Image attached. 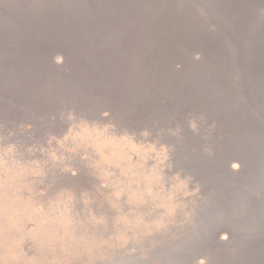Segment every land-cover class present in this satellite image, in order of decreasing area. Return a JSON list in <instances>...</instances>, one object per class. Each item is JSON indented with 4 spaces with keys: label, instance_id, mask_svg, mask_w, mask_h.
Instances as JSON below:
<instances>
[{
    "label": "rangeland",
    "instance_id": "obj_1",
    "mask_svg": "<svg viewBox=\"0 0 264 264\" xmlns=\"http://www.w3.org/2000/svg\"><path fill=\"white\" fill-rule=\"evenodd\" d=\"M216 5L0 0V27L27 30L54 65L51 81L63 83L68 69L69 88L85 92L71 95L72 111L39 120L36 128L21 120L50 116L53 102L24 119L14 100L0 96V264H227L222 257L239 253L238 243L250 234L259 238L264 214L247 219L243 212L255 198L264 202V65L260 74L249 69L264 59V6L239 35L235 18H221ZM167 26L178 29L175 44L160 48L163 36L155 30ZM212 32L230 62L214 56L205 67L211 74L225 65L233 69L231 80H249L243 94L232 93L242 96L239 102L188 108L185 123L146 116L138 131L127 129L132 115L115 108L99 113L127 93L133 99L125 103L136 112L143 100L155 105L169 91L154 84L159 77L168 82L174 71L193 75L204 68L191 61L200 60ZM52 38L54 48L44 44ZM3 52L0 74L8 73L3 56L17 55L9 45ZM13 73L0 78L19 74ZM250 115L257 125L246 122ZM236 119L244 132L228 128Z\"/></svg>",
    "mask_w": 264,
    "mask_h": 264
},
{
    "label": "water",
    "instance_id": "obj_2",
    "mask_svg": "<svg viewBox=\"0 0 264 264\" xmlns=\"http://www.w3.org/2000/svg\"><path fill=\"white\" fill-rule=\"evenodd\" d=\"M223 1L224 3H222ZM216 2L217 12L219 13L221 18H235V27H233L232 30L236 32L235 34L239 35L247 30L248 26H252L259 14V11L264 6V0H216ZM155 31L156 37L159 35L163 36V39L159 40L161 44L160 48H170L174 46L175 42H173V40L178 33V29L171 30V28L167 26L166 29L156 28ZM11 32L13 31L8 29L7 26L0 27V56L4 54L3 50L6 45H9L15 52H17L16 57L14 55L12 56L11 54H8L9 51L6 55L3 56L4 62L8 64V73L5 72L3 74L1 73L0 75L9 76L13 73V71L14 73L17 72L19 74H17L16 76L14 75L9 79L0 78V96L7 99V102H9L10 100H14L16 102V104H12L14 107L13 109L16 113H20L21 111H32V108L37 101L39 103L36 104L37 112L49 106L50 101L54 103L57 109L54 110L55 113L72 111L70 105L71 95L78 97V95L84 94L85 92H81L80 88H69L71 84L69 82L71 80V75L66 74L68 73V69L65 70V76H63V78H61L60 80V82L63 83L54 84L52 82L53 80L51 81V79L49 78L50 72L54 70V65L47 60L48 58H46V54H44V52H40L38 50L40 42H34L33 36L29 34V32H27V30H25L24 28H20L19 32L15 34H12ZM212 36L213 32L212 35L210 34L212 42L210 44H207L205 47L204 42H198L202 43L205 50L200 53V60L197 59L191 61V63L196 64L194 65V67L198 66L199 64L204 65V68L200 69V71L202 70V75L200 76L201 80L199 79L200 77H198L199 75L195 74L200 72L198 71V68L194 71L195 73H193V75L189 73H187L186 75H182L185 74L183 72H186L187 69L185 71H174V75H170V81L168 82H166V80H163L162 78L164 77L161 76L154 84L159 87L168 85L167 90L169 91L164 92V96L161 95L159 101L156 100L157 103L155 105H153L154 102L152 103V105L150 103L148 105H145L143 104V100L141 106L142 108L137 112L132 108L130 104L125 103L129 98L133 99L129 93H127L126 95L124 94L123 98L118 99L117 102H112L111 100L110 103H106V105L101 106L99 103H97L94 106H101V108H99V113L111 115V113H113V108H115L116 110L127 113L128 119H131L132 115L134 119L132 118L130 124L127 125V129L129 131H138V129L145 127L143 126V123L145 122L146 116L151 115L153 117L159 118L165 116V118L170 123H172L173 120L177 123V121L183 118V122L182 120L181 122L185 123L187 116H184V112L187 111L188 108L195 111L206 109L207 107H209L208 105L210 104L211 100V107H218V105H221L225 101H233V103L239 102L240 99L238 98H242V96L236 97L234 99L231 98L233 96L232 93L240 91L243 94V90H241V88H243V85L249 80L247 79V81L244 83L238 82L234 77L231 80L233 69L228 70L225 65L223 68H220L219 70H217L216 72H212L211 74L208 73V69L207 67H205L207 65L206 63L210 64V58H213L214 56H218L220 62H230L229 60L226 61L221 57L220 53L221 51H224L222 48L223 44H221L218 38H214ZM53 39L54 38H52V40L47 39L44 44L46 46L54 48V46H52L54 44ZM237 48L238 46H231V49ZM37 52L39 53L37 54ZM51 53L53 55L55 54L52 51ZM60 55L64 58V63L69 60L67 51H64L63 53L61 52ZM257 59L258 58L254 59L253 63L251 62V68L249 69L253 70V73H255V70H258L256 74H260V68L264 65V59L261 61ZM182 68L185 67L182 66ZM166 72H164L163 74H165ZM177 72L180 73L179 76L177 75ZM234 72L236 71L234 70ZM232 76H234V74ZM179 77H181L180 79L185 80L178 81ZM243 78L245 80L247 77L244 75ZM86 91L88 92V90ZM168 95L170 96L168 97ZM218 98L224 99L219 100ZM178 111L179 113H177ZM176 114L179 115L177 116ZM252 116L253 115L248 116V118H246V122L249 120L250 122H254L257 125V121H254L255 117ZM241 120L236 119L235 121H232L229 124L228 128H231V130L233 131L236 129V132H244V129H242V123L240 122ZM176 123L173 122L172 127H175L174 125ZM21 124L25 123L21 122ZM237 163L239 164L240 162L238 161ZM259 200L260 199L255 198V200L253 199L250 203V206L255 207L259 205L258 207L247 208V211L243 212V215L246 216L247 219H259L260 214H264V202H261V200ZM257 234H259L258 237L262 240V243L260 244L258 250L255 252L254 261L259 262V264H264V232L261 229L259 230V232H257ZM245 254L247 255V253ZM245 254H242V252L237 253L236 251L234 254L224 255V257L222 258H225V262L227 264H230L229 257L233 258V260H243ZM203 260L206 261V259Z\"/></svg>",
    "mask_w": 264,
    "mask_h": 264
},
{
    "label": "bare ground",
    "instance_id": "obj_3",
    "mask_svg": "<svg viewBox=\"0 0 264 264\" xmlns=\"http://www.w3.org/2000/svg\"><path fill=\"white\" fill-rule=\"evenodd\" d=\"M49 115L50 116H45V115H40V116H42L41 118H42L43 121L48 120V119L52 121V120L55 119V114L49 113ZM38 123L39 122L37 121V125L36 126L35 125H31V126H28V127L29 128L30 127L31 128H36L39 125ZM46 129H44V130H46ZM53 129H55V128H53ZM53 131H55V130H53ZM213 219H215L217 221V220H219L221 218H220V216L212 217L211 221ZM228 224H230V223L228 222ZM250 235L248 237H246V238H249L248 241L242 243L241 240H238V241H241V242L236 245V247L239 249V253L240 252H242V254L247 253V255L245 254V256L243 257L244 258L243 260H233L232 259L230 261V264H257V261H254V259H255L254 256H255V252L258 250V248L260 246V242H259V238H256L254 235L253 236H250ZM235 236H237V235L235 234ZM258 236H259V234H257V237ZM248 246H250V248H248ZM251 246H253V247H251Z\"/></svg>",
    "mask_w": 264,
    "mask_h": 264
},
{
    "label": "trees",
    "instance_id": "obj_4",
    "mask_svg": "<svg viewBox=\"0 0 264 264\" xmlns=\"http://www.w3.org/2000/svg\"><path fill=\"white\" fill-rule=\"evenodd\" d=\"M39 111V110H38ZM31 112H37V105L35 104L34 106H33V108H32V111H26V112H24V111H21L20 112V114H22L23 115V118L24 119H26L25 117H24V114L25 113H31ZM51 114H55L56 115V113L55 112H53V113H51ZM42 116H40V117H37L35 120H29V119H27V120H29V121H25L24 123H25V125H27V126H31V125H37V121H39V120H42V118H41ZM22 118V119H23ZM21 122H23L22 120H21ZM259 264V263H258Z\"/></svg>",
    "mask_w": 264,
    "mask_h": 264
}]
</instances>
